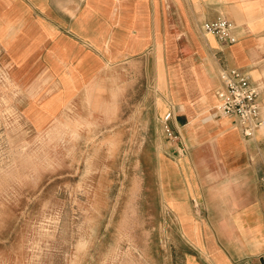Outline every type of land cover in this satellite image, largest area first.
Wrapping results in <instances>:
<instances>
[{
    "label": "crops",
    "instance_id": "crops-1",
    "mask_svg": "<svg viewBox=\"0 0 264 264\" xmlns=\"http://www.w3.org/2000/svg\"><path fill=\"white\" fill-rule=\"evenodd\" d=\"M220 17L234 42L203 30ZM231 67L264 116V0H0V68L24 116L48 122L85 95L94 122L150 133L134 147L156 181L149 227L163 264H264V126L247 138L214 113ZM128 100L141 104L129 118ZM169 108L178 142L163 130Z\"/></svg>",
    "mask_w": 264,
    "mask_h": 264
},
{
    "label": "rangeland",
    "instance_id": "rangeland-1",
    "mask_svg": "<svg viewBox=\"0 0 264 264\" xmlns=\"http://www.w3.org/2000/svg\"><path fill=\"white\" fill-rule=\"evenodd\" d=\"M15 85L0 68V264H163L149 227L156 181L134 147L150 133L94 122L85 95L39 123ZM126 104L128 118L141 105Z\"/></svg>",
    "mask_w": 264,
    "mask_h": 264
},
{
    "label": "built area",
    "instance_id": "built-area-1",
    "mask_svg": "<svg viewBox=\"0 0 264 264\" xmlns=\"http://www.w3.org/2000/svg\"><path fill=\"white\" fill-rule=\"evenodd\" d=\"M202 27L204 31L214 34L221 42L235 41L232 34L234 24L226 18L206 21ZM220 80L221 85L216 92L218 105L215 115L233 118L245 137H254L256 131L264 126L258 88L251 83L250 78L241 68H223L220 71ZM172 118L173 111L169 108L162 118L163 130L170 140L178 142L180 134L172 126ZM260 182L264 190V174Z\"/></svg>",
    "mask_w": 264,
    "mask_h": 264
},
{
    "label": "bare ground",
    "instance_id": "bare-ground-1",
    "mask_svg": "<svg viewBox=\"0 0 264 264\" xmlns=\"http://www.w3.org/2000/svg\"><path fill=\"white\" fill-rule=\"evenodd\" d=\"M217 105H218V97H217ZM217 105H216V106H217Z\"/></svg>",
    "mask_w": 264,
    "mask_h": 264
}]
</instances>
